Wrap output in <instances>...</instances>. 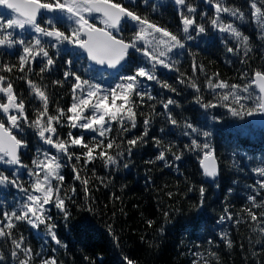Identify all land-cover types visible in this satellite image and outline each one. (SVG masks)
Instances as JSON below:
<instances>
[{"label": "snow or ice", "instance_id": "1", "mask_svg": "<svg viewBox=\"0 0 264 264\" xmlns=\"http://www.w3.org/2000/svg\"><path fill=\"white\" fill-rule=\"evenodd\" d=\"M143 2L147 7V0ZM172 3L179 15L176 32L169 30L168 26L158 25L149 15L141 14L137 0H128L127 4L124 0H0V165L5 166L0 168V190L15 188L20 194L16 205L9 207L4 205L3 192H0V205H4L0 207V264H58L54 256L44 251L43 245L40 251L35 252L18 229L22 226L40 229L43 226L45 240L50 237L57 246L66 248L57 236V225L51 212L55 208L67 221L70 213L66 200L77 195L75 186L70 189L71 195L64 191L62 169L68 166L64 159L69 163L73 158L76 162L83 160L84 167L100 160L106 168H119L125 156L132 155L133 148L147 143L153 118H143L141 134L137 135L133 130L140 126L138 116H144L141 106L146 101H157L158 96L163 111L156 113V105L150 104L151 114L163 115L170 127L167 130L161 127L160 137H152L157 147L163 144L155 160L171 167L169 157L175 163L186 155H195L202 176L215 182L219 164L210 143L213 133L208 123L194 124L190 117L183 116V108L177 99L172 96L165 99L163 92L154 95L148 84L155 82L161 90L179 96L181 93L177 87L162 81L157 75L158 68L174 71L178 73L176 79L179 84L185 85L184 73L174 59L177 55L187 51L193 75L197 71L204 74L208 94L194 78L189 77L187 83L193 96L189 103L199 106L201 116L215 124L221 119L211 111L216 108H224L227 114L239 118L264 114V65L241 69L238 82L230 83L220 78L219 73L209 76L204 65L197 64L196 55L186 49V41L195 38L193 33L200 36L214 30L221 34L222 40L223 34L227 33L236 46H228L225 41L226 52L238 57L242 54L240 62L246 64L253 51L251 39L235 23L245 20V12L229 5L227 0H201L202 4L214 10L211 16L207 10L198 11L189 0H172ZM245 4L250 17L260 25L258 38L264 40V0H245ZM49 14L56 18L45 19ZM5 54L15 55L16 61L5 60ZM78 61L80 67H77ZM58 62H62L60 67L63 70L52 84L69 88L71 103L66 107L50 98L46 86L31 79L33 75L40 79H44L46 74L51 76ZM84 63H88L87 68H83ZM104 72L113 77L107 87H102L101 83ZM17 73L20 75L16 76ZM14 77L24 80L33 99L39 100L40 107L34 112H29L26 107V103L31 101H26L14 87ZM53 103L56 107L50 111ZM177 109L178 112L175 111ZM113 122L119 125L118 137L109 135L113 131ZM65 128L68 129L67 138L64 136ZM72 129L80 131L74 134ZM177 130L187 142L182 147L172 141L164 144V137ZM33 133L47 146L36 148L35 156L31 155ZM129 135L132 138H127ZM70 148H78L80 153L72 152ZM113 149L114 154H111L109 150ZM25 160L31 163H25ZM128 166V163H123V167ZM71 171L75 173L73 179L80 181L85 197L90 199L89 180L82 178L76 164H71ZM253 171L257 174L254 185L245 186V199L251 207L246 205L243 211L253 224L260 225L259 232L264 234V166ZM25 174L26 182L22 179ZM93 175H96L94 171ZM97 179L108 187L104 177ZM237 183L233 181V184ZM188 190H198L203 206L205 187L197 189L192 185ZM227 194H236L235 189L229 188ZM113 195L114 199H119ZM172 195L168 192L169 197ZM88 210L92 211V208ZM256 210H260L259 215ZM222 212L219 216L221 224L234 219L229 207H224ZM164 216L167 218L168 213L165 212ZM235 222L239 225L241 220L237 217ZM147 223L151 226L153 222ZM109 232L114 235L111 225ZM220 239L232 248L227 233L222 232ZM257 243L264 246V239ZM209 255L218 264V254L210 250ZM252 255L264 253L253 251ZM197 256L199 259L194 258L193 264H201L203 256L200 253ZM123 260L126 264H134L127 256Z\"/></svg>", "mask_w": 264, "mask_h": 264}, {"label": "trees", "instance_id": "2", "mask_svg": "<svg viewBox=\"0 0 264 264\" xmlns=\"http://www.w3.org/2000/svg\"><path fill=\"white\" fill-rule=\"evenodd\" d=\"M189 2L197 7L198 11L207 10L210 16L214 12L213 9L202 4L201 0H189ZM124 3L127 4L128 0H124ZM227 3L245 12V20H237L235 23L245 35L250 36L253 49L250 60L242 64L240 62L242 54L238 57L227 53L224 47L225 41L228 46L233 47L236 46V42L227 33L223 34L222 40L221 34L214 30L200 36L193 33L195 38L186 41V49L196 55L197 64L202 63L209 76L219 73L220 78L235 83L238 82L241 69L264 65V40L258 38L260 25L250 17L245 0H227ZM137 4L141 14L149 15L150 19L160 26H168L169 30L178 31L179 15L172 0H163V2L147 0V7L143 0H137ZM48 18L56 17L49 14L45 19ZM225 19L228 17L225 16ZM97 24L99 25V21ZM25 35L28 36V33ZM125 35L127 36L128 33ZM28 38L31 37L28 36ZM3 58L12 62L16 61L15 55L5 54ZM174 59L179 62L180 71L184 73L185 85L179 84L176 79L178 73L174 71L158 68L157 75L162 81L166 80L177 87L181 93L179 96L168 93L167 90H161L155 82H148V84L151 85L154 95L163 92L165 99L167 96L177 99L183 108V116L190 117L194 124L205 121L208 123L209 130L213 133L210 143L215 149L219 164V175L215 182L204 181L195 155H186L182 161L175 163L169 157L168 163L171 167L165 166L162 161L155 160L163 144L157 147L152 137H160L161 127H165L166 130L170 127L163 115L152 116L151 114L150 104L156 105V113L163 111L162 105L158 102V96L157 101H146L141 106L144 116H138L140 126L133 130L137 135L141 134L143 118L145 116L153 118L154 123L147 143L133 148L132 155L125 156L119 168L115 166L106 168L100 160L84 167L83 160L76 162L73 158L69 163L66 158L64 159L63 162L68 164L62 169L65 175L64 191L71 195L70 189L75 186L77 195L72 200H66L70 213L67 221L63 219L62 214L56 212L55 208H52L51 212L57 225V236L67 247L57 246L50 237L45 240L43 226L40 229H31L30 226L20 227L18 232L23 233L25 242L35 252L40 251L43 245L44 251L54 256L58 264H126L123 260L125 256L132 259L134 264H193L194 258L199 259L197 253L203 256L201 264H204V261H208V264H217L216 259L209 255L211 250L218 254V264H264V255H252L253 251L258 254L264 253V246L257 243L258 240L264 239V234L259 232L260 225L253 224L247 213L243 211L246 205L251 207L245 199L247 195L245 186L255 183L257 174L253 169L264 166L262 163L264 162V126L254 125L249 116L232 117L224 108L211 110L221 117L215 124L207 117L201 116L202 110L199 106L189 103L193 96L187 83L189 77L194 78L205 94H208L204 74L197 71L193 75L191 59L187 56V51ZM61 63L58 62L51 76L46 74L44 79H40L39 76L33 75L31 79L46 86L50 98L58 102L61 107H66L71 103L69 88L67 86L59 88L52 84L63 70L60 67ZM88 63H84L83 68H87ZM80 66L81 63L78 61L77 67ZM35 70L38 72V67ZM19 75V73L16 74V76ZM95 75L99 77L98 73ZM103 77L102 87H107L113 77L109 72H104ZM12 82L26 101H31L30 104L26 103L29 112H34L40 107L39 100L33 99L31 90L28 89L24 80L14 77ZM55 107V103L50 104V111ZM175 111L178 112L179 109ZM118 128L119 125L113 122L110 137H118ZM67 131L68 129L65 128V138H67ZM72 131L76 134L80 130L72 129ZM127 138L132 137L129 135ZM168 141L178 143L181 147L187 142L185 137L178 135V130L164 137V144ZM46 147L33 133L31 155L35 156L36 148ZM70 151L80 153L78 148H70ZM114 151L115 149L109 150L111 154H114ZM52 152L54 153L55 150L53 149ZM24 162L31 163L30 160ZM125 162L129 165L127 168L123 167ZM71 164H76L82 178L89 180L90 199L83 194L80 181L73 179L75 173L71 171ZM2 167L5 166L0 165V168ZM177 167L179 171L176 170ZM97 177H104L108 187L100 184ZM22 179L27 181L26 174ZM233 181L238 183L233 184ZM192 185H195L197 189L200 186L205 187L203 206L200 204L198 190H188ZM25 186H28L27 183ZM229 188L235 189L236 194L229 196L227 194ZM0 192H3L4 205L9 207L15 206L20 199V194L15 188L0 190ZM168 192H172L173 195L169 197ZM113 194L119 199H114ZM226 206L234 214V219L221 224L219 216L223 214L222 209ZM89 207L92 211L88 210ZM256 211L259 215L260 210ZM165 212L168 213L167 218L164 216ZM237 217L241 220L239 225L235 222ZM148 221L153 222L151 226L148 225ZM109 225L114 235L110 234ZM222 232L227 233L228 238L231 239L232 248H228L226 242L220 239ZM85 257L88 259L86 260Z\"/></svg>", "mask_w": 264, "mask_h": 264}, {"label": "water", "instance_id": "3", "mask_svg": "<svg viewBox=\"0 0 264 264\" xmlns=\"http://www.w3.org/2000/svg\"><path fill=\"white\" fill-rule=\"evenodd\" d=\"M91 63V62H90ZM97 67H102V66H97ZM251 122L257 126H264V114H254L250 116ZM202 173V169H200ZM204 181L207 183H211V178H205L203 177Z\"/></svg>", "mask_w": 264, "mask_h": 264}]
</instances>
